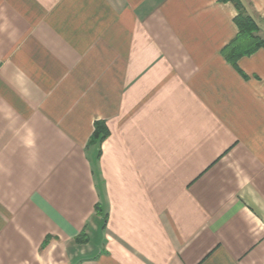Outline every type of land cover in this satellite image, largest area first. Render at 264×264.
I'll return each mask as SVG.
<instances>
[{
	"label": "crops",
	"instance_id": "crops-1",
	"mask_svg": "<svg viewBox=\"0 0 264 264\" xmlns=\"http://www.w3.org/2000/svg\"><path fill=\"white\" fill-rule=\"evenodd\" d=\"M236 13L0 0V264H264V46L226 60Z\"/></svg>",
	"mask_w": 264,
	"mask_h": 264
},
{
	"label": "trees",
	"instance_id": "trees-1",
	"mask_svg": "<svg viewBox=\"0 0 264 264\" xmlns=\"http://www.w3.org/2000/svg\"><path fill=\"white\" fill-rule=\"evenodd\" d=\"M221 1L231 2L237 11L234 17V23L238 29L237 34L221 49V54L231 65L236 67V61L239 57L251 54L259 47H263L264 40L257 34L259 27L255 19L247 11L243 0ZM92 136L93 139H102L107 136V131L102 121L94 123Z\"/></svg>",
	"mask_w": 264,
	"mask_h": 264
}]
</instances>
